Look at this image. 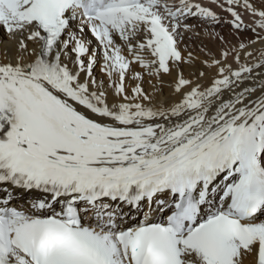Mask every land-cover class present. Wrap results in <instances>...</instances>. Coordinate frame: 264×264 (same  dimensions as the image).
<instances>
[{"label": "snow or ice", "instance_id": "snow-or-ice-1", "mask_svg": "<svg viewBox=\"0 0 264 264\" xmlns=\"http://www.w3.org/2000/svg\"><path fill=\"white\" fill-rule=\"evenodd\" d=\"M0 33V264H264V0H0Z\"/></svg>", "mask_w": 264, "mask_h": 264}, {"label": "bare ground", "instance_id": "bare-ground-1", "mask_svg": "<svg viewBox=\"0 0 264 264\" xmlns=\"http://www.w3.org/2000/svg\"><path fill=\"white\" fill-rule=\"evenodd\" d=\"M206 2V0H205ZM212 7H215L214 5H210ZM217 12H220L222 17H225L227 19H230L231 17L227 13H223L220 11V9H215ZM247 21V17H246ZM195 23V21H192ZM205 28H207V31H205ZM197 31L199 32L198 36L192 35L191 33L187 34L185 36L184 42L181 45L182 48H185L186 51H192L193 54L198 57V60L196 63L192 66L185 65L184 67V74L185 76H189L190 73H196L198 71H204L207 73V77L205 78L204 82L208 83L211 80V77L215 74V69H208L204 67V65L200 62L202 60L207 59L206 53L211 52L216 54L217 57H219V54L221 50L226 46L218 37L211 34L213 31L211 26H204L201 28H198ZM214 31L217 33H220L221 36H223L226 40L230 41V44H237L238 39L237 35L233 33L232 27L230 24L223 23L221 25H217L214 28ZM190 37V38H189ZM249 38H254L253 33L251 31H245L239 34V39L241 40H247ZM257 48L264 47V45H257ZM7 49H14V43L9 42L7 38L0 33V56H2L3 52ZM203 49V51H202ZM10 54H14L10 53ZM231 62V61H230ZM235 67V65H233ZM96 75L99 77L100 70L99 67L95 69ZM190 78H195L194 76ZM166 81H171L170 77H165ZM144 87L147 91L151 92L152 88L150 84L147 82V80L144 83ZM164 96L168 99H173L172 97V88L168 86L166 83L163 89ZM162 98V97H160ZM19 196L24 197L27 194L25 193H18ZM21 203L23 200L21 199Z\"/></svg>", "mask_w": 264, "mask_h": 264}]
</instances>
